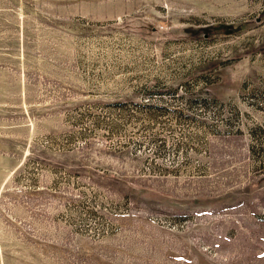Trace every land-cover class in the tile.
<instances>
[{
  "label": "rangeland",
  "instance_id": "rangeland-1",
  "mask_svg": "<svg viewBox=\"0 0 264 264\" xmlns=\"http://www.w3.org/2000/svg\"><path fill=\"white\" fill-rule=\"evenodd\" d=\"M0 264H264V0H0Z\"/></svg>",
  "mask_w": 264,
  "mask_h": 264
},
{
  "label": "trees",
  "instance_id": "trees-1",
  "mask_svg": "<svg viewBox=\"0 0 264 264\" xmlns=\"http://www.w3.org/2000/svg\"><path fill=\"white\" fill-rule=\"evenodd\" d=\"M213 24H215V25H207V26L202 27L203 31H205L208 34L210 32L212 33L215 30H218V31H220V32H222L224 34H227V33H230L232 31L238 29V26L237 25H234L233 26L232 24H227V23L223 24V23H220L222 25H217L216 26V24H218V23H213ZM206 202L212 203V202H216V201H206Z\"/></svg>",
  "mask_w": 264,
  "mask_h": 264
}]
</instances>
